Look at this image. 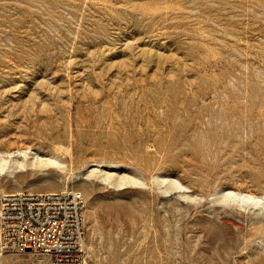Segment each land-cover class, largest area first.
<instances>
[{"label":"rangeland","instance_id":"1","mask_svg":"<svg viewBox=\"0 0 264 264\" xmlns=\"http://www.w3.org/2000/svg\"><path fill=\"white\" fill-rule=\"evenodd\" d=\"M0 160L88 264H264V0H0Z\"/></svg>","mask_w":264,"mask_h":264},{"label":"built area","instance_id":"2","mask_svg":"<svg viewBox=\"0 0 264 264\" xmlns=\"http://www.w3.org/2000/svg\"><path fill=\"white\" fill-rule=\"evenodd\" d=\"M82 193L0 194V257L30 255V264H88ZM5 264V263H3Z\"/></svg>","mask_w":264,"mask_h":264},{"label":"bare ground","instance_id":"3","mask_svg":"<svg viewBox=\"0 0 264 264\" xmlns=\"http://www.w3.org/2000/svg\"><path fill=\"white\" fill-rule=\"evenodd\" d=\"M50 165L53 166H60V163L56 160H51L49 162ZM8 169V166L6 164H4L3 160H0V176ZM86 177H90V174H86ZM86 179L84 178V176H80V177H76L74 181H72V183L76 182V181H80ZM103 180H109L110 178L108 177H104L102 178ZM124 183L119 182V185H123ZM223 198H229V199H237L239 202H241L242 204H246V206H244L245 208H247L248 206H258L259 204H261V199L258 197H254L251 195H246V194H238V193H234L232 191H228L227 193H225L223 195Z\"/></svg>","mask_w":264,"mask_h":264}]
</instances>
